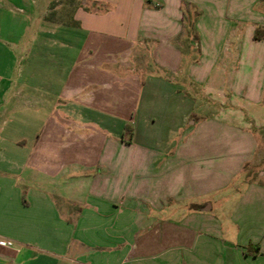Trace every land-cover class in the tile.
Returning <instances> with one entry per match:
<instances>
[{
  "label": "crops",
  "instance_id": "1",
  "mask_svg": "<svg viewBox=\"0 0 264 264\" xmlns=\"http://www.w3.org/2000/svg\"><path fill=\"white\" fill-rule=\"evenodd\" d=\"M261 113L264 0H0V264H264Z\"/></svg>",
  "mask_w": 264,
  "mask_h": 264
},
{
  "label": "rangeland",
  "instance_id": "2",
  "mask_svg": "<svg viewBox=\"0 0 264 264\" xmlns=\"http://www.w3.org/2000/svg\"><path fill=\"white\" fill-rule=\"evenodd\" d=\"M57 2L61 3L63 5H67V7H69V9H74V8H76L77 5L80 4V0H57ZM61 13L58 12L57 19L64 21V18H62L63 14H61ZM50 61H51V59H45V57H42L36 63L29 64L30 60L28 58H26V62L17 61L13 65V71H14V74L16 72H22L26 77L28 76V74L29 75H36L39 78V81L33 80L34 83L35 82L36 83L37 82L42 83V82H44L43 78H47V76H49V74L51 75L54 71V68L56 67ZM43 98L44 97L41 95V99H43ZM45 99H46V97H45ZM53 99H54V97H53ZM42 106H43L42 103H41V106H36V110L37 109L41 110L39 112H32L33 111V110H31L33 108L32 105H26V109L24 112L13 111V112L5 113V121H7L8 123H43L45 117H47L51 113L48 112V109H45ZM215 109L217 110V108H215ZM216 110H215L216 114H220L222 116L228 115V117L230 116V114L228 112L226 114H221V113L217 112ZM249 115H250V113L248 111L243 112V116H249ZM250 116H252V115H250ZM261 117L264 119V114H262ZM258 119L257 120L254 118L249 119L248 123H260V122H258ZM243 122H244V120H243ZM0 123H2V120H0ZM251 130L258 137V143L256 145V150L254 152V159H253L252 163L245 165L244 171L246 173V176L244 174L240 181L234 182L233 186H232V190H235L238 188L239 189L243 188L245 186L244 183L247 182V180L250 182L251 181H255V182L260 181L258 183V188L256 190H254V188H252L251 191L249 190V192L241 190L242 191L241 193L243 195V197H242L243 199L242 200L240 199V200L243 203V204H241L243 207L249 203H252V202L258 203L261 206L259 211H261L262 215L264 216V128H257L254 125L251 128ZM260 171L263 173L262 175L259 174ZM248 172H249V174H247ZM238 175H235V176L239 177ZM237 195H238V193H235L233 195V198L235 199V200L233 199V201H235L234 204L239 200L236 197ZM229 212L230 211H228L227 214L224 215V218L226 219V221L229 218V215H228ZM232 232H233V230H231L230 233L233 234Z\"/></svg>",
  "mask_w": 264,
  "mask_h": 264
},
{
  "label": "trees",
  "instance_id": "3",
  "mask_svg": "<svg viewBox=\"0 0 264 264\" xmlns=\"http://www.w3.org/2000/svg\"><path fill=\"white\" fill-rule=\"evenodd\" d=\"M195 16H197V13H195ZM258 31H262V29H260V30L258 29ZM256 33H257V32H256ZM254 38H255V40H259L261 37L258 36L257 34H255V35H254ZM125 135L127 136L126 141L129 142V141H130V137H131V130L129 129V126H127V125L125 126ZM24 202H25V201H24ZM250 246H251V245H248L246 252H247V253H254V254H255L257 251H255V252H251V251L249 250ZM255 248L258 249L257 246H255Z\"/></svg>",
  "mask_w": 264,
  "mask_h": 264
}]
</instances>
